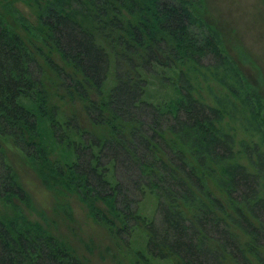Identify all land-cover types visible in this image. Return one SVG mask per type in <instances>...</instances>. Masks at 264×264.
<instances>
[{
    "label": "trees",
    "instance_id": "16d2710c",
    "mask_svg": "<svg viewBox=\"0 0 264 264\" xmlns=\"http://www.w3.org/2000/svg\"><path fill=\"white\" fill-rule=\"evenodd\" d=\"M23 1L33 43L0 16V264H89L21 213L4 144L145 264H264V101L202 0Z\"/></svg>",
    "mask_w": 264,
    "mask_h": 264
},
{
    "label": "rangeland",
    "instance_id": "374dc122",
    "mask_svg": "<svg viewBox=\"0 0 264 264\" xmlns=\"http://www.w3.org/2000/svg\"><path fill=\"white\" fill-rule=\"evenodd\" d=\"M202 4V15L219 34L225 52L264 101V0H202ZM33 6L23 0H0V16L31 43L35 40L29 28L38 26ZM53 59L61 63L58 56ZM156 81L151 80L147 96L153 102L160 98L156 95L159 89L161 96L168 93V88L162 90ZM112 85L113 80L110 78L106 88ZM75 109L80 114L81 124L90 127L83 110L78 106ZM4 150L21 185L29 194V206L17 203L28 220L43 226L89 264H145V260L137 254L140 246H143L140 234L133 240L134 252L121 247L110 237L107 228L91 217L90 209L79 197L71 195L67 197V204L63 205L64 201L59 202L57 199L62 201L64 198L47 187L19 150L11 144H4ZM3 206L0 205L1 212ZM155 207V200L147 197L140 211L150 217ZM147 264L169 263L151 260Z\"/></svg>",
    "mask_w": 264,
    "mask_h": 264
}]
</instances>
